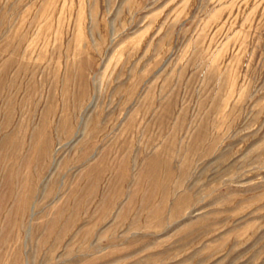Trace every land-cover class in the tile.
<instances>
[{"label": "rangeland", "instance_id": "obj_1", "mask_svg": "<svg viewBox=\"0 0 264 264\" xmlns=\"http://www.w3.org/2000/svg\"><path fill=\"white\" fill-rule=\"evenodd\" d=\"M0 264H264V0H0Z\"/></svg>", "mask_w": 264, "mask_h": 264}]
</instances>
